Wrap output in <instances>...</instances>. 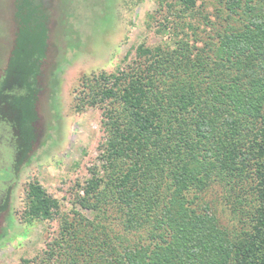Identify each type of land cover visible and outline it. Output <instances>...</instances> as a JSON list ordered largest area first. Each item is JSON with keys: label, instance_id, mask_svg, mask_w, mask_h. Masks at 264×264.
<instances>
[{"label": "trees", "instance_id": "trees-1", "mask_svg": "<svg viewBox=\"0 0 264 264\" xmlns=\"http://www.w3.org/2000/svg\"><path fill=\"white\" fill-rule=\"evenodd\" d=\"M262 2L158 0L159 32L171 40L140 45L114 73L84 77L75 109L103 110L102 164L77 183L65 213L29 183L22 222L61 223L22 264H264ZM9 9L0 126L16 141L17 173L39 136L49 26L62 8L14 0ZM8 208L6 200L0 230Z\"/></svg>", "mask_w": 264, "mask_h": 264}, {"label": "rangeland", "instance_id": "rangeland-1", "mask_svg": "<svg viewBox=\"0 0 264 264\" xmlns=\"http://www.w3.org/2000/svg\"><path fill=\"white\" fill-rule=\"evenodd\" d=\"M12 1L0 0L2 68L7 65L13 40L9 9ZM56 1L62 9L55 11L49 26L38 104L39 136L33 153L17 173L16 141L10 142L12 134L0 126V194L7 183L11 192L8 213L1 222L0 264H22L23 259H33L58 234L61 223L58 218L22 222L30 182H40L65 213L73 208L77 183L90 178L89 169L93 165L102 164L99 146L104 138L103 110L75 109L84 77L101 71L114 73L125 66L127 55L129 61L135 57L140 45L154 47L171 40L172 34L159 32L163 18L156 14L158 0ZM258 6L264 13V2ZM206 11L213 9L208 7ZM76 209L92 218L88 210L78 205ZM227 218L228 215L226 219L223 217L225 224Z\"/></svg>", "mask_w": 264, "mask_h": 264}, {"label": "flooded vegetation", "instance_id": "flooded-vegetation-1", "mask_svg": "<svg viewBox=\"0 0 264 264\" xmlns=\"http://www.w3.org/2000/svg\"><path fill=\"white\" fill-rule=\"evenodd\" d=\"M12 179H13V178H12ZM12 179H11V180H12ZM4 182H5V181H4ZM9 183H10V182H9ZM8 185H9V184L7 183V184H6V187L3 189V193L0 194V208H1L2 204L5 203L6 200H8L9 203H10L11 192H10V190H9Z\"/></svg>", "mask_w": 264, "mask_h": 264}]
</instances>
